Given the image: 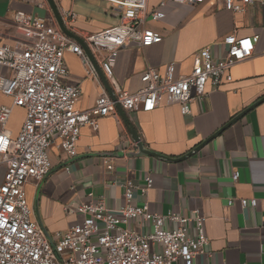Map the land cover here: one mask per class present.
<instances>
[{"label": "crops", "instance_id": "crops-1", "mask_svg": "<svg viewBox=\"0 0 264 264\" xmlns=\"http://www.w3.org/2000/svg\"><path fill=\"white\" fill-rule=\"evenodd\" d=\"M4 1L7 11L0 14L3 43H12L18 37L12 12L39 16L37 10H41L45 16L53 14L50 6V9L39 6L44 1L48 4L47 0ZM54 1L58 7L59 0ZM77 1H65L64 5L74 12ZM161 1L149 0V8L158 7ZM78 9L74 12L76 20L65 26L83 41L120 23V14L111 7L104 13L84 6ZM149 26L160 32L163 40L144 49L122 48L114 62L111 81L101 69L105 52H96L95 56L88 48L96 77L88 74L80 57L66 55L69 76L65 81L82 90L78 109H91L104 92L110 96L104 79L114 96L120 90L135 93L144 86L142 76L148 67L164 73L170 63H175L179 76L191 71L200 49L209 47L217 58L224 59L222 37L236 33L257 36L258 40L253 57L232 69L233 80L217 89L209 87L207 98L194 101L189 115H183L179 105L163 104L153 112L139 111L133 115L117 108V115L101 119L98 128L81 129L77 157L71 159L52 148L51 173L43 181H30L26 186L34 220L54 242L55 233L81 220L78 215L69 214L72 203L104 195L109 208L118 209L124 205V197L116 178L127 177L144 186L150 176L152 188L146 194L139 191L137 203L148 201L151 211L162 215L171 211L190 215L198 209L206 218L209 254L198 257L195 264H264V102L199 152L190 154L264 99V5L250 7L242 14L219 9L209 2L171 6L166 9L164 21ZM9 75L8 69L0 68V77ZM0 105H12L1 92ZM24 115L23 109L13 108L8 125L12 137L18 135ZM130 128L137 131L146 150L172 160L139 153ZM124 143H130L127 152ZM107 164H112L113 170H108ZM236 172L240 173L237 182L232 178ZM230 198L236 199L235 205L228 204ZM243 198L258 199V207L243 208L240 203ZM135 224L140 232L146 233L145 226Z\"/></svg>", "mask_w": 264, "mask_h": 264}, {"label": "built area", "instance_id": "built-area-1", "mask_svg": "<svg viewBox=\"0 0 264 264\" xmlns=\"http://www.w3.org/2000/svg\"><path fill=\"white\" fill-rule=\"evenodd\" d=\"M65 1L57 7L64 25L75 21L76 14ZM120 14V23L84 39L93 55L107 54L101 62L105 78L114 76V62L122 48L144 49L163 40L149 23L166 19L171 6L213 3L234 14L264 5V0H162L150 9L149 0H101ZM49 8L47 2L39 4ZM18 37L12 43L0 41V68L9 70L0 77V92L12 105H0V264H195L209 254L210 238L206 218L196 209L190 215L171 211L162 215L151 211L150 203H137L139 191L146 194L153 185L148 176L141 186L127 177L116 178L123 191L124 205L111 209L104 195L87 202H74L69 214L81 220L54 235L50 242L34 220L26 186L43 181L52 170L50 150L56 148L69 158L78 155V142L84 126L98 128L99 121L117 115L120 106L128 115L153 112L161 105H179L183 115L191 113L194 101H204L208 88L217 89L233 80L232 69L253 57L257 36L236 33L222 37L226 56L217 58L211 48L200 49L189 73L176 76V64L165 72L148 67L142 76L144 86L135 93L120 90L112 98L102 93L95 105L80 110L79 86L69 85L65 57H80L92 77L96 72L82 45L67 35L55 16L40 17L22 11L11 13ZM24 110V120L16 137L8 125L13 108ZM130 143H124L127 152ZM113 170L112 164H107ZM240 173L232 174L237 182ZM258 199H240L243 208L258 207ZM236 199H228L235 205ZM147 228L146 233L138 225Z\"/></svg>", "mask_w": 264, "mask_h": 264}, {"label": "water", "instance_id": "water-1", "mask_svg": "<svg viewBox=\"0 0 264 264\" xmlns=\"http://www.w3.org/2000/svg\"><path fill=\"white\" fill-rule=\"evenodd\" d=\"M47 1H48V4H49V6H50V8H51V10H52V12H53V14H54V16H55V18H56V20H57V22H58L60 28H61V29L67 34V35H69L70 37L76 39V40L82 45V47H83V49L85 50V52H86L87 54H89L88 47H87V45L85 44V42L83 41V39H81L80 37H78V36L72 34V33L66 28V26L64 25V23H63V21H62V18H61L60 14H59V11H58V8H57V6H56L55 1H54V0H47ZM103 81H104V83H105L106 88L109 90L110 96H111L112 98H114L115 96H114V94L112 93V91H111V89H110V86H109L108 81H107L106 79H104ZM262 102H264V99L258 101V102L255 103L253 106H251L250 109L248 108V109L245 110L243 113H241L240 115H238L235 119H233L230 123H228L223 129H221L220 131H218L217 133H215V134L213 135V137H211L210 139H208L207 141H205L204 144H203L202 146L197 147V149H195V151H193V152L190 153V154H193V153L199 152V151L202 149V147H204V145H206L207 143H209V142H210L211 140H213L214 138L218 137V136L220 135V133H222L227 127L231 126V125H232L233 123H235L238 119L244 117L248 112H250V110L254 109L255 107H257V106H258L260 103H262ZM118 108H119L120 110H122V108H121L120 106H118ZM129 131H130V133H131V135H132L134 141L137 143V146H138V149H139V153L147 154V155H155V156H158V157H160V158H164V159H166V160H172V159H170V158H168V157H164V156H161V155H157L156 153H153V152H151V151L146 150V149L144 148V145L140 142V137H139L137 131H136L134 128H130ZM190 154H189V155H190ZM189 155H188V156H189ZM188 156H186V157H188ZM186 157H184V158H186ZM184 158H183V159H184Z\"/></svg>", "mask_w": 264, "mask_h": 264}, {"label": "rangeland", "instance_id": "rangeland-1", "mask_svg": "<svg viewBox=\"0 0 264 264\" xmlns=\"http://www.w3.org/2000/svg\"><path fill=\"white\" fill-rule=\"evenodd\" d=\"M4 4H5V1L0 0V14L1 15L6 14V11H7ZM77 5L78 7L84 6L85 8H88L90 10L92 9L94 11L103 12V13L108 10L110 11V5L101 0H79L77 1ZM78 7L75 6L74 12L80 11ZM37 14L40 17H43L45 16V11L37 10Z\"/></svg>", "mask_w": 264, "mask_h": 264}]
</instances>
